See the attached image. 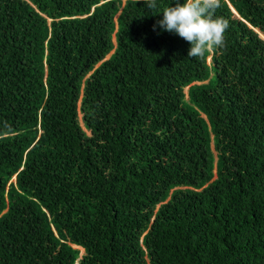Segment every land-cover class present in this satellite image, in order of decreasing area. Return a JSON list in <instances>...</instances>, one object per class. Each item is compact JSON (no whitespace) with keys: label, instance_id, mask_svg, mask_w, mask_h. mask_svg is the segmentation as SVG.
<instances>
[{"label":"trees","instance_id":"1","mask_svg":"<svg viewBox=\"0 0 264 264\" xmlns=\"http://www.w3.org/2000/svg\"><path fill=\"white\" fill-rule=\"evenodd\" d=\"M147 2L0 0V264H264V0Z\"/></svg>","mask_w":264,"mask_h":264},{"label":"clouds","instance_id":"2","mask_svg":"<svg viewBox=\"0 0 264 264\" xmlns=\"http://www.w3.org/2000/svg\"><path fill=\"white\" fill-rule=\"evenodd\" d=\"M157 7L156 0H148V9ZM218 7L219 0H185L183 4L175 0V6L162 9L160 13L163 18L156 21L153 30L159 27L163 31L177 34L190 43L189 58H203L206 51L222 47L225 42L224 33L229 25L223 17H215ZM259 36L263 38L261 34Z\"/></svg>","mask_w":264,"mask_h":264},{"label":"rangeland","instance_id":"3","mask_svg":"<svg viewBox=\"0 0 264 264\" xmlns=\"http://www.w3.org/2000/svg\"><path fill=\"white\" fill-rule=\"evenodd\" d=\"M12 181H13V180H12ZM74 248H75V249H78V250L80 251V253L83 252L82 249L79 248V247H74Z\"/></svg>","mask_w":264,"mask_h":264}]
</instances>
